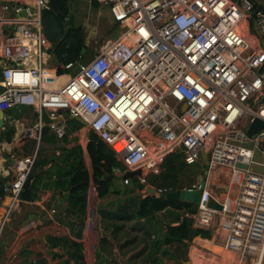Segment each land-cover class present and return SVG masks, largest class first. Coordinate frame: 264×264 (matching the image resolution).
<instances>
[{"label": "built area", "instance_id": "1", "mask_svg": "<svg viewBox=\"0 0 264 264\" xmlns=\"http://www.w3.org/2000/svg\"><path fill=\"white\" fill-rule=\"evenodd\" d=\"M109 6L123 27L89 61L58 64L47 72L55 47L44 34L42 12L49 0H0V57L6 61L0 85V110L30 106L37 113L31 134L40 142L42 112L64 113L84 126L115 154L116 174L141 171L139 184L160 176L168 155L184 153L188 166L210 160L227 173L234 199L217 197L207 183L201 190L198 228L216 222L226 248L243 264H264V130L250 136L256 119L264 121V9L253 0H82ZM253 20L256 37L247 35ZM81 69L65 83L58 70ZM59 77V78H58ZM186 106V108H185ZM47 125L58 137L64 127ZM122 145L121 151L116 150ZM248 145H253L250 148ZM185 147V151L181 149ZM259 152L261 160L256 159ZM37 153L17 159L16 177L2 187L10 198L7 215L21 202ZM131 178H124L129 185ZM196 184L185 190H197ZM160 195L177 190L155 188ZM213 198L222 211L208 207ZM98 189L88 190L87 227L97 216ZM53 214L56 210L51 211Z\"/></svg>", "mask_w": 264, "mask_h": 264}, {"label": "crops", "instance_id": "2", "mask_svg": "<svg viewBox=\"0 0 264 264\" xmlns=\"http://www.w3.org/2000/svg\"><path fill=\"white\" fill-rule=\"evenodd\" d=\"M67 1L71 3V0ZM82 2L90 5L92 10H97L98 14L104 16L108 23L113 24L108 5ZM254 2L264 9V2ZM253 27V20H251L246 25L247 35L251 38L257 35ZM4 32L7 33L5 28L0 26V35ZM5 64L6 61L0 57V82ZM55 68L56 66L48 67L47 72ZM65 75L67 73L63 76ZM2 90L0 85V92ZM4 121V127L0 131V264H21L25 260L33 263L46 261L48 264H57L61 260L68 259L65 249L49 246L48 237L50 236L69 237L81 243L85 264H97L99 256L109 260L117 259L122 264H154L158 259V264H184L187 261L195 264V256L202 258L205 263L214 259L215 262L211 264H243L238 253L226 248L227 235L218 228L217 222L211 228H198L193 220V229L203 231L207 236L199 234L192 241H186L185 244L164 245L161 250H166V254L153 253L151 246L157 239L156 236L162 237L168 225L177 226L180 222L174 220V217L166 210L155 214L152 219H129L130 216L137 214L142 200L155 196L150 194V187L157 188L150 183L147 187L140 188L135 178L134 182L129 184H132L130 191L124 194H121L120 190L112 189L110 183L109 194L98 198L97 216L92 229L87 227L89 213L87 199L86 204L79 210H72L68 198L70 192L65 191L40 190L37 200L24 201L21 198V202L7 215L10 198L2 194V187L14 181L15 164L18 158L35 153L38 157L40 152V159L49 162L43 167V172L46 174L49 171L52 175L49 178L45 177L44 180L56 182L58 181L57 174L66 170L68 166L62 162L65 155L71 150L80 148L84 164L90 175L89 189L94 184V169L89 153L91 133L80 122L81 125L78 126L70 122L75 120L64 119L59 124L60 127H64L65 136L63 138L58 137L55 131L46 126L43 129L45 140L42 141L41 137L38 142L31 134V129L37 122V113L33 107L20 106L5 110ZM11 128H14V134L9 141L7 136L3 135V131L7 134ZM114 175L117 177L118 174L114 173ZM212 175L208 179L210 189L213 182ZM111 177H109V182L115 178L111 179ZM63 181L60 180V182ZM129 185L124 183L126 187ZM211 191L213 192L212 189ZM232 191L228 188L223 190V193L234 199L236 196L234 198L231 196ZM53 209L56 210L55 214L51 212ZM181 213L189 217L186 211ZM192 216L190 215L193 219ZM103 238L109 241L106 247L101 245ZM215 249H222L233 254L236 261H223ZM72 264H74L73 261Z\"/></svg>", "mask_w": 264, "mask_h": 264}, {"label": "trees", "instance_id": "3", "mask_svg": "<svg viewBox=\"0 0 264 264\" xmlns=\"http://www.w3.org/2000/svg\"><path fill=\"white\" fill-rule=\"evenodd\" d=\"M95 3H93L94 5ZM85 50V52H84ZM86 45V35L82 27H71L67 30L64 40L58 48H55L53 55L55 56L58 64H67L70 62L83 60L85 54L88 51ZM65 73L63 69L58 70V76ZM71 124H77L79 122L70 121ZM14 134V128L9 129L7 134L8 140L12 139ZM45 140V132L42 133V141ZM89 153L93 162V180L98 189V198L104 197L109 194V177L113 176L116 168L123 167L117 160L116 154L104 143L98 136L91 134V143L89 145ZM67 164L66 170L57 174L58 181L46 182L45 177L52 176L48 171L46 174L43 172V167L49 162L40 159V152L37 157L32 175L34 181L31 186L25 190L21 198L24 201H35L39 198L40 190H54L70 192L69 205L72 210H79L86 204L87 194L90 185V175L84 164V158L82 150L76 148L68 152L65 155V159L62 160ZM188 165L184 161V153L175 152L167 156L164 162V171L160 176H150L148 182L157 188H169L172 187L175 190L184 189L181 187L182 178L185 175ZM60 180H64L60 182ZM140 188H143L140 185ZM3 194V193H2ZM169 194L162 195V197L149 196L142 200L139 211L136 215L130 216L129 219H142L153 218L155 214L166 210L174 217V220L180 222L179 225H168L167 231L162 237H157L153 241L151 250L153 253L161 252L166 254L167 251H162L161 248L164 245H172L174 243L185 244L186 241H192L195 236L199 234L207 236L203 231L193 229V219L190 215L197 212L198 207L187 201L181 199L169 198ZM186 211L189 214L184 216L181 212ZM182 216L183 219H182ZM151 236V235H149ZM48 244L51 248L62 247L65 249L68 259L61 260L57 264H85L83 255V245L77 241L72 240L69 237H48ZM109 241L105 238L101 239V245L107 246ZM159 259L154 264H158ZM21 264H48L46 261H40L39 263H33L29 260L23 261ZM97 264H122L121 261L109 260L106 257L99 256Z\"/></svg>", "mask_w": 264, "mask_h": 264}, {"label": "rangeland", "instance_id": "4", "mask_svg": "<svg viewBox=\"0 0 264 264\" xmlns=\"http://www.w3.org/2000/svg\"><path fill=\"white\" fill-rule=\"evenodd\" d=\"M253 1L261 3L264 2V0ZM69 11L72 18L74 19V26L82 27L85 31L86 45L89 49L85 54V61H89L94 58V56L97 54V52L107 40H115L123 31V27L121 25H118L115 22H111L113 24L108 23L107 19H105L104 16L99 15L97 10H92L91 6L86 4L85 2L79 0H71V3L69 5ZM253 26L254 27L252 29L256 30L254 23ZM57 65V60L55 56L52 55L48 67H55ZM50 73L52 74V71H50ZM70 78L71 75H65L63 77H60L58 81L59 83H64ZM204 171V162L198 163L193 166H188L187 170L185 171V175L182 178L181 187H183L184 189L180 190H185L192 187L193 185L198 184L201 176L204 174ZM212 174L213 182L211 184V189L215 194L219 196L220 199H225L226 195L223 193V190H227L229 188L226 171L223 169L216 168L215 170H213ZM133 182L134 179L131 178V183ZM111 186L112 189L120 190L121 194H124L130 191L132 184L126 187L124 186L123 178L115 177L114 180L111 182ZM236 193L237 188L235 187L233 188L231 196L234 198L236 196ZM215 252L221 255L223 261H236V257L225 250L215 249ZM194 262L195 264H211L214 263L215 260L212 259L211 262L205 263L202 258H199V256H195Z\"/></svg>", "mask_w": 264, "mask_h": 264}, {"label": "water", "instance_id": "5", "mask_svg": "<svg viewBox=\"0 0 264 264\" xmlns=\"http://www.w3.org/2000/svg\"><path fill=\"white\" fill-rule=\"evenodd\" d=\"M49 9H45L42 12V25L44 34L47 37V39L52 43V45L55 48H58L62 41L65 38V35L67 33V30L74 26V19L72 18L70 11H69V4L67 0H49ZM85 52V50H84ZM80 65L76 64L75 67L69 71L67 70V74L77 75L80 72ZM186 108V106H185ZM42 118H43V128L47 125L51 124H58L63 122L64 119L70 118L72 120H76L80 122L81 124H85V121L81 118H74L68 114L64 115L63 117H60L58 119H51L49 114L46 110L42 112ZM5 121H4V111L0 110V131L4 127ZM262 130H264V121L261 119H256L254 123L251 125V127L248 130V134L250 136H255L258 133H260ZM250 148L253 147V145H248ZM183 151H185V147H181ZM256 159L261 160V157L259 155V152L256 153ZM202 160L205 165V171L204 174L201 176L199 180L200 189L197 190H177L171 194L168 195L169 198H175V199H181L183 201L191 202L195 204L196 206L199 205L201 200V190L205 188V185L207 183V179L209 177L210 173V160L208 158L207 154L202 155ZM254 169L260 173H264V168L255 166ZM141 171L136 172H129L126 175L118 174L117 177L120 178H132L134 179L136 176H140ZM115 177L112 176L111 179ZM34 180V176L31 175L27 182L24 185L23 192L27 190ZM150 194L155 195L156 197H160V195L155 191L154 187H150ZM208 207L222 211L223 206L218 204L213 198H211L208 201ZM184 264H190L189 261L185 262Z\"/></svg>", "mask_w": 264, "mask_h": 264}, {"label": "bare ground", "instance_id": "6", "mask_svg": "<svg viewBox=\"0 0 264 264\" xmlns=\"http://www.w3.org/2000/svg\"><path fill=\"white\" fill-rule=\"evenodd\" d=\"M122 149H123V146H122V145H117V146H116V150H117V151H121Z\"/></svg>", "mask_w": 264, "mask_h": 264}, {"label": "flooded vegetation", "instance_id": "7", "mask_svg": "<svg viewBox=\"0 0 264 264\" xmlns=\"http://www.w3.org/2000/svg\"><path fill=\"white\" fill-rule=\"evenodd\" d=\"M68 4L70 5V3L68 2Z\"/></svg>", "mask_w": 264, "mask_h": 264}]
</instances>
